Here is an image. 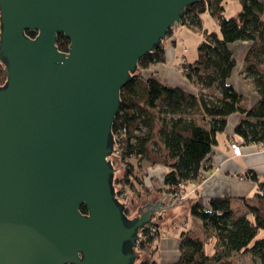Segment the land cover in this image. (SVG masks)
I'll use <instances>...</instances> for the list:
<instances>
[{
  "label": "water",
  "instance_id": "1",
  "mask_svg": "<svg viewBox=\"0 0 264 264\" xmlns=\"http://www.w3.org/2000/svg\"><path fill=\"white\" fill-rule=\"evenodd\" d=\"M197 1L0 0V264L139 261L171 198L117 197L120 92Z\"/></svg>",
  "mask_w": 264,
  "mask_h": 264
},
{
  "label": "trees",
  "instance_id": "2",
  "mask_svg": "<svg viewBox=\"0 0 264 264\" xmlns=\"http://www.w3.org/2000/svg\"><path fill=\"white\" fill-rule=\"evenodd\" d=\"M224 2L198 0L181 16L180 24L202 28L200 16L209 11L220 27L219 32H205L197 57L182 68L197 85L196 93L166 85L155 75L153 66L166 61V39L139 60V70L121 89V105L112 128L118 148L114 156H119L125 169L118 182L128 189H134L135 180L148 185L146 178L139 177L134 161L139 167L143 161L146 166H163L166 172L157 191L179 195L180 202L189 203L192 217L180 232L177 260H158V230L140 243L142 256L136 264H239L241 256H248L249 264H264V236L260 235L264 230V178L252 171L244 175L256 183L252 196L180 198L181 188L186 191L189 184L204 181L210 153L226 129L228 116L244 115L234 130L242 143L264 142V0H239L241 8L232 16L225 14ZM171 33L172 28L166 38ZM237 41L250 42L242 69L252 79L259 101L249 108L244 106V95L230 83L238 65L231 44ZM57 44L68 51L70 39L60 33ZM6 79L0 58V86ZM81 210L88 212L85 205Z\"/></svg>",
  "mask_w": 264,
  "mask_h": 264
},
{
  "label": "crops",
  "instance_id": "3",
  "mask_svg": "<svg viewBox=\"0 0 264 264\" xmlns=\"http://www.w3.org/2000/svg\"><path fill=\"white\" fill-rule=\"evenodd\" d=\"M227 2L225 0L224 4ZM239 1L237 4L234 2L232 5L233 13H237L240 9ZM225 5V14H227ZM231 13V16L234 15ZM216 19V18H215ZM264 20V12L262 14ZM202 21V19H201ZM215 31L219 32L220 27L216 19ZM179 34L178 28L174 26V29L168 39L165 41L166 61L160 62L153 66V71L161 81L169 86H177L189 92H197L198 87L194 83L190 82L188 78L183 74L182 57L184 56L186 62L193 61L198 54H187L189 49L182 43V46H178ZM204 40V38H203ZM201 40V42L203 41ZM199 42V41H198ZM200 42V43H201ZM197 43V42H196ZM195 43V44H196ZM199 43V44H200ZM199 46V45H198ZM237 59V67L230 78L235 88L244 95V106L246 108L254 106L259 101V95L254 89V84L250 77L246 76V73L242 69L244 66L245 56L250 48L249 41H237L231 44ZM187 48L185 51L184 49ZM264 70V64H262ZM244 118V115L240 112H236L228 116L226 129L224 132L218 135V142L213 146L210 153V159L208 161V171L205 174V179L200 184H189L186 188H197L196 194H191V197H202L204 200H209L215 196L227 195L234 198L243 196H252L256 190V183L244 175L252 171L258 175L259 178H264V143H247L235 136L234 130L237 124ZM158 170V176L161 177L165 174L166 169L163 166L152 169ZM151 198L158 197L167 201L170 198L169 195H165L164 192L154 191L151 193ZM172 199H170V202ZM174 208L167 210L171 212L168 219L174 220ZM167 219V220H168ZM191 223L192 217L187 219ZM159 228V237L157 238V252L158 260L162 263H171L177 260L179 256V239L176 236L164 237L161 233V222L157 221ZM185 227H182V230ZM181 230V231H182ZM260 235L264 236V230L260 231Z\"/></svg>",
  "mask_w": 264,
  "mask_h": 264
},
{
  "label": "rangeland",
  "instance_id": "4",
  "mask_svg": "<svg viewBox=\"0 0 264 264\" xmlns=\"http://www.w3.org/2000/svg\"><path fill=\"white\" fill-rule=\"evenodd\" d=\"M234 2L237 4V0H227V2L225 3L228 12L227 14L229 16H231V13H233L232 5ZM238 4L241 8L240 2ZM200 17L202 19V28H195L187 24L174 25L178 28V34H179L178 46L181 47L182 43H184L189 49L187 53L188 55L193 52L196 53L198 51V45L201 42V40H203V38L205 37V32L207 30L211 32V31H215L216 28L215 26L216 19L211 15L209 11L203 12ZM173 29L174 27L172 28V31ZM168 37L165 39L167 40ZM111 159L114 165L118 164L119 166H121L120 169L122 171L119 174L115 175L114 187L115 190L119 192L118 197L120 200H122L121 195H123V192H125L124 190L126 189L129 191L130 203H129V209H127V213L128 215H130L132 211L139 205V203H143L149 200V198H151L152 195L151 193L153 192V190L156 191L162 185L161 177L157 175L159 171L156 170L154 171V174H152L151 170L153 169L154 166L152 167L146 166V163H144L143 161L142 166L139 167L138 163L134 161L135 164H137L136 171L140 175L139 177L142 178L143 180H145L146 178L148 185H145V182L143 181L142 183L143 185L141 186L140 183L137 180H135L134 182L135 190L131 188H129L130 189L129 190L127 187L126 188L124 187L122 182H118V179L122 178L125 173V169L122 165V162L120 161L119 156H115V158H111ZM137 192L140 195H138ZM180 192L183 193L182 195L183 197H186L191 194H196L197 188L194 187L192 189H187L186 191L184 189L182 190L181 188ZM174 202L175 201H171V206L168 207V210L174 208L172 211L174 212L175 215L174 220L172 219L170 221V219H168L165 222H161V233L164 237L176 236L179 239L182 227L189 226L190 224L189 221H187V219H190V209H189L190 206L189 203H182L179 200L176 201L175 203ZM158 228H160L159 225ZM145 241L146 240H143L141 243H144ZM238 260H239V264H249L251 262L248 256H244V257L241 256L239 257Z\"/></svg>",
  "mask_w": 264,
  "mask_h": 264
},
{
  "label": "built area",
  "instance_id": "5",
  "mask_svg": "<svg viewBox=\"0 0 264 264\" xmlns=\"http://www.w3.org/2000/svg\"><path fill=\"white\" fill-rule=\"evenodd\" d=\"M185 51L187 50V48L184 49ZM182 63L185 64L186 63V59L185 57L183 56L182 57ZM116 138V136H115ZM264 143V142H263ZM156 167H159V166H154L153 169H155ZM125 192H123V195H121L122 197V201H124L125 203L129 204L130 203V198H129V192L127 190H124ZM119 192H117V195ZM119 198V197H118ZM170 198L172 199V201H178L179 199V195L177 194H172L170 195ZM180 198H184L183 196H181ZM159 228H158V224L157 222H154L150 225H148L145 229H143L140 233L141 235V238H140V241L142 242L143 240H148V238L154 234H156V232H158ZM140 242V243H141Z\"/></svg>",
  "mask_w": 264,
  "mask_h": 264
},
{
  "label": "flooded vegetation",
  "instance_id": "6",
  "mask_svg": "<svg viewBox=\"0 0 264 264\" xmlns=\"http://www.w3.org/2000/svg\"><path fill=\"white\" fill-rule=\"evenodd\" d=\"M149 200H152V202H156L157 200H154L153 198H149ZM149 200H148V202H149ZM147 202V203H148ZM147 203H144L143 205H141L142 207L145 205V204H147ZM129 206V205H128ZM140 206V207H141ZM139 209V208H138ZM140 212H139V210H138V214H139ZM163 213L161 212V213H158V215H162ZM140 240H139V244L138 245H140ZM138 249H139V246H138ZM138 251H140V249L138 250Z\"/></svg>",
  "mask_w": 264,
  "mask_h": 264
}]
</instances>
